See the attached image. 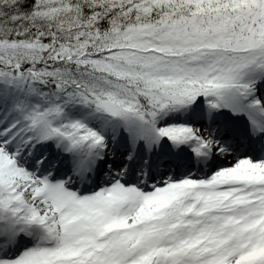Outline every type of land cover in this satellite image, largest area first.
<instances>
[{
	"label": "snow or ice",
	"instance_id": "6c2138e0",
	"mask_svg": "<svg viewBox=\"0 0 264 264\" xmlns=\"http://www.w3.org/2000/svg\"><path fill=\"white\" fill-rule=\"evenodd\" d=\"M0 264H264V0H0Z\"/></svg>",
	"mask_w": 264,
	"mask_h": 264
}]
</instances>
